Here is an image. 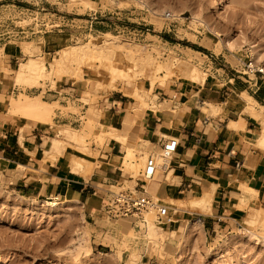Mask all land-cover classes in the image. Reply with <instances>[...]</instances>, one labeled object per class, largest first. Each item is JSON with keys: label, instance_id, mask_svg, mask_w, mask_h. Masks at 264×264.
Returning <instances> with one entry per match:
<instances>
[{"label": "rangeland", "instance_id": "rangeland-1", "mask_svg": "<svg viewBox=\"0 0 264 264\" xmlns=\"http://www.w3.org/2000/svg\"><path fill=\"white\" fill-rule=\"evenodd\" d=\"M226 2L230 3L229 6H226ZM166 13L170 14L167 19ZM92 16L96 19H92ZM217 32L220 36L216 35ZM227 39L232 42L231 48L223 43ZM89 41L95 44L112 41L115 49L112 60H95L88 68L81 66L79 74L71 72L72 76L68 74L54 79L55 83L69 79L82 84L80 101L88 106V111L76 130L97 112V101L120 87L123 93L130 94L132 89L139 90L141 86L144 91H139L141 95L144 94L142 98L148 104L153 90L158 91L172 82L183 80L176 67L170 71L164 70L165 64L162 63H168L166 60L169 58L172 65L181 60H190L206 74L203 65L205 57L191 52L186 48L189 45L206 46L208 52L224 54L234 68L241 64L238 58L242 56L244 62L240 66L247 65L251 60L257 67L264 68V55L260 60L252 53L254 50L264 53V0H218L216 5L212 4V0H0V64L7 57L9 46L18 45L21 50L23 43L39 46L41 50L37 54L45 56L48 67L56 52L64 46H81ZM252 45L256 47L253 49ZM128 46L131 49L137 47L143 55L149 54L151 64H157L153 65L154 69L151 64H139V67L136 66L138 69L133 66L137 71L132 69L128 73L126 68L132 64L124 58L122 51L117 50ZM218 58L221 59L220 55ZM26 59L27 56H24L18 65ZM18 65L12 64V68L16 69ZM109 65L126 70V79H129L116 80L115 90L105 87L109 81L105 68ZM74 66L72 69L76 68ZM161 66L163 69L157 73V68ZM139 68L141 71H138ZM238 68L244 70V67ZM3 70L13 80L14 72ZM149 78L154 80L152 86ZM49 81H42V90L54 88L55 84ZM95 81L104 85L105 89L94 91L92 86ZM13 84L29 95L36 90H23L21 85L14 81ZM131 102L137 104L133 99ZM94 123L92 118V131L84 142L73 144L71 148L86 154L92 143L102 147L109 141H101L92 134ZM57 134L56 139H60L59 131ZM133 147V159L128 161V165H122L121 158L123 180L108 187L111 192L126 188L132 190L141 179L147 149ZM142 151L144 158L136 162ZM104 194L101 192L102 196ZM102 198L99 206L103 203ZM46 202H55L56 205L50 206ZM181 203H174V209ZM183 204L186 206H181L183 209L176 210L177 213L188 207L191 215L173 217L185 220L178 223V230L171 237L169 234H151L149 223L160 226L152 212L144 214L147 222L144 225L134 218L109 220L104 213L98 214L101 219H91L80 200L75 198L57 195L47 199L37 197L28 190H14L0 184V264H128L131 253L137 256L134 264H264V243L261 242L264 225L251 227L245 221L252 210L242 220L239 229L230 234L220 232L209 235L201 224L196 223L197 216L193 214L196 209L189 206L188 201ZM187 222L190 229L184 231ZM107 224L113 226V232H101L96 228V225L103 227ZM167 226L160 227L168 231ZM246 230L255 237H248ZM256 237L259 240H254ZM163 244L171 247H165L167 251L164 249V252ZM119 252L120 259L116 258Z\"/></svg>", "mask_w": 264, "mask_h": 264}, {"label": "crops", "instance_id": "crops-1", "mask_svg": "<svg viewBox=\"0 0 264 264\" xmlns=\"http://www.w3.org/2000/svg\"><path fill=\"white\" fill-rule=\"evenodd\" d=\"M186 48L205 57L207 73L201 84L183 79L153 90L148 103L154 105L151 109H138L128 94L117 89L97 101L92 134L121 130L125 119L129 123V144L147 149V154L157 150L162 141L177 139L170 170L143 183L141 178L134 185H141L149 197L169 205L172 222L168 229L185 220L173 219L175 215H191L188 207L177 213L174 202L186 203L202 193L212 194L209 213L196 209L193 214L206 234H230L242 226L249 211L264 212V146L258 145L262 126L247 112L248 102L242 96L248 95L256 110H264V76L249 73L246 64L240 66L244 56L238 58L241 64L234 68L224 54L208 52L206 46ZM23 57L20 46H9L7 57L0 64V184L47 199L57 195L75 198L91 219H101L100 198L108 197V187L123 180V145L109 139L102 147L92 143L83 154L71 148V143L51 161L49 141L58 137L60 127H80L88 106L80 101L82 84L66 79L57 81L54 88H34L30 95H41L42 101L59 104L52 107L50 123L8 112L9 98L22 92L3 69L14 71L12 64L17 66ZM210 105L213 109L218 107L215 113ZM230 122L238 123L237 128L230 127ZM72 156L86 161L81 171L71 170ZM96 228L101 232L114 230L108 224Z\"/></svg>", "mask_w": 264, "mask_h": 264}, {"label": "bare ground", "instance_id": "bare-ground-1", "mask_svg": "<svg viewBox=\"0 0 264 264\" xmlns=\"http://www.w3.org/2000/svg\"><path fill=\"white\" fill-rule=\"evenodd\" d=\"M217 3H218V0H212L213 5H216ZM229 4L230 3L226 2V6H229ZM105 35H107V33ZM216 35L220 36V34L218 32L216 33ZM223 43L228 48L229 47L231 48V46H232V42L228 39ZM113 46H114V43L112 41H110V42L106 41L103 44H95L94 42L89 41V42H87L81 46H79V45L67 46L66 45L60 51L56 52L55 57L49 62L48 67H46L45 56L42 55L41 53L37 54V51H39L40 47L31 45L30 43H23L22 53L24 56H27V59L24 62L19 63L18 67L14 71H12V72H14L13 81L16 84L21 85L23 90H25V88H42L40 86H42V81H44V80H50V81H52L53 84H55V80H54L55 78L57 79V78H60L64 75H68V74L71 75V72H73V73L77 72L78 73L81 70V66H86V67L90 66V64L92 62H96L95 60L107 58L111 61L112 57L114 55V52H115V49L113 48ZM255 47H256V45L251 46V48H253V49ZM135 48L131 49V47L129 48V46H128V48L125 47V48L117 49V50L122 51L124 54V58L129 63L132 64V66L126 68L128 73L132 72V69L133 70L135 69V68H133V66L139 67L138 66L139 64L140 65L145 64V66L147 64H149V66L152 65L151 64L152 61L149 58L150 57L149 54H148V56H147V54L143 55V52L141 53L140 50L137 49V47H135ZM252 53H253V56L257 55L256 58L260 59V60L262 59V55H264V53L262 54L259 50H254V51H252ZM171 58H174V56H172ZM169 59L166 60V62L168 61V63H165V61H164V63H162V64H165L164 65L165 71H166V69L168 71H170L173 67H176L180 71V73L184 79H187L191 82H195L197 84H201L205 80L206 74L203 73L202 71H200L198 68H196L190 62V60H181L177 64L175 63L176 65H174V64L172 65V63L171 64L169 63L172 59L171 60H169ZM152 60H154V59H152ZM175 61H176V59H175ZM74 65L76 66V68H74L75 67ZM153 65H155V64H153ZM153 65H152V68H153ZM72 66H74L73 67L74 69H72ZM137 67H136V69H138ZM161 68H162V66L158 67L157 70L159 71ZM105 69L107 70V73L109 75V81L107 84H105V87L110 89V90L116 89V85H115L116 80H118V79L125 80L128 77L126 75L127 74L126 70L123 71L122 69L111 67L110 65L108 67H106ZM129 70H131V71L129 72ZM138 71H141V68H139ZM142 73H143V71H142ZM157 73H160V71ZM132 74H134V73H132ZM155 74H156V72H155ZM138 75H139V73H138ZM170 75H171V72H170ZM134 76H135V74H134ZM163 77H164V75H163ZM150 78H149L150 85L152 86L154 84V80L150 79ZM162 79H164V78H162ZM126 80H129V79H126ZM149 80H148V82H149ZM50 81H49V83H50ZM155 82H156V80H155ZM161 83H162V81H161ZM129 85L132 86L131 84H129ZM103 86L104 85H101L100 82L95 81L94 85L92 86V89H94V91H95V90L104 88ZM134 86L135 85H133V87ZM119 90H121V87ZM139 90L140 91L143 90V89L141 90V86H140ZM139 90L138 89H136V90L132 89V92H130V94L128 93V97L134 99L137 102L136 107L138 109L147 108V107H150V109L154 108L153 107L154 105L149 106L148 104L145 103V101L142 98V96H144V94L141 95ZM148 90H150V89H148ZM41 91H43V90H41ZM145 92H147V91H145ZM145 92H142V93H145ZM18 94L19 95L17 97L11 96L9 98V100H8L9 111L8 112L12 113V115L20 114L22 116H25V118L27 117V118H34V119H38V120H46V121H49V123H50V118H51L50 115L52 113V109L54 108L53 105L59 106V104H56V102H53L52 104H48L47 101L44 102L41 100V95L30 96L24 92L18 93ZM242 96H243L244 100L248 102L247 103L248 104L247 112H249V114L251 116H253L257 121H259L261 126H262L261 138L260 137H259L260 139L258 138L259 139L258 145L264 146V110L262 109V107H260L259 110H256L254 108V102L252 101V99L246 94H242ZM207 105L209 106L208 103H207ZM162 106L164 107V105H162ZM168 106H169V104H168ZM163 107H162V109H163ZM210 107H211L212 111L214 110L213 111L214 113L216 111L215 109L218 108V107H215V109H213L214 107H212L211 105H210ZM210 107H209V110H210ZM91 119L92 118H88V120L85 122V124L79 130L78 129L77 130L71 129L69 127H65V128L62 127V129H61V127H60L59 135L61 138L60 139L52 138L51 140L49 139L50 141H49V148L48 149H50V150L48 152L49 153L48 158L51 161L54 160L58 155H61L63 150L66 148V146L71 144V143L74 145L82 144L84 142V139L92 131V125L90 124ZM41 122H44V121H41ZM121 123H123V127L121 128V130L109 129L106 132L105 131H99V133H97L96 135H97V137H99V139L101 141L103 139H108V140L113 139V140L119 142V144L121 143L123 145V152H124L123 158H122L123 159L122 165H128L129 164L128 161L130 159H133L132 156L134 154V149H133L134 147H133V145H130L128 142L127 132L129 129V123L125 119ZM229 125H230V127L237 128L238 123L230 122ZM144 155L145 154H143L142 156L140 155V159L137 160L136 162H139L141 159H143ZM69 161H70L69 162L70 168L73 172L81 171L84 163L86 162L85 160H84L85 161L84 162L83 159L81 160L78 157L74 158V156H72ZM140 164H141V162H140ZM140 164H139V166H141L143 163L141 165ZM132 165H134V164H132ZM136 167H138V166H136ZM129 168H130V166H129ZM131 169H134V168L131 167ZM129 182H131V181H129ZM245 190L247 192H249L251 195L255 194V191H253V190H250V189H245ZM211 195L209 193H202L200 195L201 197H198V198L193 197V198L189 199L188 205L195 208V209H198L199 213H209ZM54 199H56V197ZM73 201H75V200H73ZM46 203L50 206L56 205L55 202H46ZM179 205H176L175 210H181V209H183V207L186 206L183 203H181V206L184 205L181 208V206H179ZM262 213H263V210H252V212L245 219L246 224L250 225L251 227L252 226L255 227L257 225H264V217H262ZM197 222H199V221H196V223ZM135 226H137V225H135ZM188 226H189V223L187 222L183 228L184 231H186L187 228L190 229ZM148 227H149V231L153 235H155V234H169V235H171V237H173L178 230L177 227L174 226V227H171L168 231H166L162 227L154 225L152 222L149 223ZM262 227L263 226H261V228ZM246 231L248 233L246 234V232H245V234L248 237H250V238L255 237L251 231H248V230H246ZM261 238H262L261 242L264 243V235H262ZM254 240L257 241L259 239L256 237V238H254ZM162 246H163V250L165 249L167 251L166 248H168L169 245L166 246L163 244ZM169 247H171V246H169ZM165 250H164V252H165ZM136 257L137 256L134 253H131L129 256V259H128V264H134ZM116 258H118V259L121 258V252H119L116 255Z\"/></svg>", "mask_w": 264, "mask_h": 264}, {"label": "built area", "instance_id": "built-area-1", "mask_svg": "<svg viewBox=\"0 0 264 264\" xmlns=\"http://www.w3.org/2000/svg\"><path fill=\"white\" fill-rule=\"evenodd\" d=\"M169 16L170 14H165L166 19ZM91 18L96 19L95 16ZM245 69L249 73H257L264 76V68L257 67L251 60L245 65ZM177 145V139L169 138L162 141L157 150L147 154L144 167L140 172L141 183L151 180L157 174H165L170 170L172 157ZM101 210L106 218L114 221L134 218L136 220L139 219L144 225L147 223L144 214L152 212L156 223L160 226H166L172 222L168 206L149 197L141 185H135L132 190L126 188L117 192L109 191L108 197L101 204Z\"/></svg>", "mask_w": 264, "mask_h": 264}, {"label": "trees", "instance_id": "trees-1", "mask_svg": "<svg viewBox=\"0 0 264 264\" xmlns=\"http://www.w3.org/2000/svg\"><path fill=\"white\" fill-rule=\"evenodd\" d=\"M189 46L193 47V45H189Z\"/></svg>", "mask_w": 264, "mask_h": 264}]
</instances>
